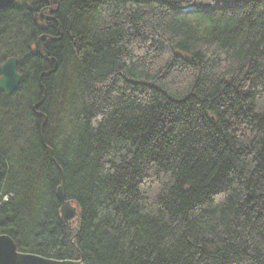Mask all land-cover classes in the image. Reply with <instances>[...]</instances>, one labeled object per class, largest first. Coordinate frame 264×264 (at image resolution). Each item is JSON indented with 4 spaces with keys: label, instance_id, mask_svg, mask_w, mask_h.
Returning a JSON list of instances; mask_svg holds the SVG:
<instances>
[{
    "label": "trees",
    "instance_id": "1",
    "mask_svg": "<svg viewBox=\"0 0 264 264\" xmlns=\"http://www.w3.org/2000/svg\"><path fill=\"white\" fill-rule=\"evenodd\" d=\"M14 44L0 234L19 252L264 264V0H16L0 54Z\"/></svg>",
    "mask_w": 264,
    "mask_h": 264
},
{
    "label": "water",
    "instance_id": "2",
    "mask_svg": "<svg viewBox=\"0 0 264 264\" xmlns=\"http://www.w3.org/2000/svg\"><path fill=\"white\" fill-rule=\"evenodd\" d=\"M15 0H0V12L10 9ZM53 11V10H52ZM55 12V11H54ZM46 18V17H45ZM49 20H53L47 17ZM41 38L39 39V46ZM19 63L17 58H9L5 61L0 69V91L6 95L12 94L14 89L21 82V75L17 72L16 67ZM16 90V89H15ZM59 200L61 219L69 224L78 217L77 208L72 202L66 200L64 187L60 186L56 193ZM0 264H84L82 260H65L58 261L44 258L34 254L21 253L13 239L8 235H0Z\"/></svg>",
    "mask_w": 264,
    "mask_h": 264
},
{
    "label": "rangeland",
    "instance_id": "3",
    "mask_svg": "<svg viewBox=\"0 0 264 264\" xmlns=\"http://www.w3.org/2000/svg\"><path fill=\"white\" fill-rule=\"evenodd\" d=\"M38 44H39V42H38ZM40 46H41V44H40ZM17 52H18V50H17V44H14V45H12V46L9 47V49L7 50V52L5 54H0V68L4 64V62H5L6 59L10 58V56L11 57H14L13 56V53L16 54ZM16 58H17V56H16ZM23 98H24L23 96H19L16 99V101L22 100ZM14 153H16V152H14Z\"/></svg>",
    "mask_w": 264,
    "mask_h": 264
},
{
    "label": "flooded vegetation",
    "instance_id": "4",
    "mask_svg": "<svg viewBox=\"0 0 264 264\" xmlns=\"http://www.w3.org/2000/svg\"><path fill=\"white\" fill-rule=\"evenodd\" d=\"M45 1H48V0H44V2ZM53 9H47L46 8V11L48 12V15H45V14H43V12L45 11V8L43 7L42 9H41V13H40V15H41V18H45V17H50L51 19H53V14L55 13L54 11H52ZM48 21H50V20H48ZM41 50H42V48H41V46H39V44H38V51L41 53ZM6 61V60H5ZM18 66H19V63H18ZM17 72L21 75V73L18 71V67H17ZM1 92V91H0ZM4 96H6L5 95V93L4 92H1ZM10 95H13V94H10ZM0 235H5V234H0ZM14 241V240H13ZM18 250V249H17Z\"/></svg>",
    "mask_w": 264,
    "mask_h": 264
},
{
    "label": "bare ground",
    "instance_id": "5",
    "mask_svg": "<svg viewBox=\"0 0 264 264\" xmlns=\"http://www.w3.org/2000/svg\"><path fill=\"white\" fill-rule=\"evenodd\" d=\"M16 1V0H15ZM15 4V3H14ZM44 19H46V20H49V19H47V17L46 18H44ZM50 21H52V20H50ZM41 40H42V37H41ZM39 42V41H38ZM11 58H16V57H11ZM18 59V58H17ZM19 60V59H18ZM5 63V62H4ZM2 67V66H1ZM17 67H18V64H17ZM17 67H16V69H17ZM0 76H1V74H0ZM21 82H22V76H21ZM21 82H19V84L17 85V87L14 89V92H12V94H14L16 91H17V89H18V87L20 86V84H21ZM6 95V94H5ZM6 96H11V95H6Z\"/></svg>",
    "mask_w": 264,
    "mask_h": 264
}]
</instances>
